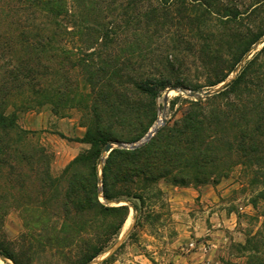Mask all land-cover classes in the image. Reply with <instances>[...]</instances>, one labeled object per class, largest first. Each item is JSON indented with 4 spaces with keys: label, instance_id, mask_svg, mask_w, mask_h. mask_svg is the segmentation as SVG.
<instances>
[{
    "label": "trees",
    "instance_id": "16d2710c",
    "mask_svg": "<svg viewBox=\"0 0 264 264\" xmlns=\"http://www.w3.org/2000/svg\"><path fill=\"white\" fill-rule=\"evenodd\" d=\"M141 1L147 0H127L124 7L129 9L134 2ZM190 2L191 6L186 5V0H157V6L150 7L143 17L169 22L177 19L176 25L184 19L189 25L199 27L215 15L223 27L219 41L228 45L227 59L215 55V63L210 64L203 84L179 79L172 82L167 71L158 69L156 74L131 79L137 94L132 103L124 91H117L111 84L112 80L122 86L127 83L125 62L111 59L88 69L83 82L88 85L89 93L77 97L66 91L65 80L53 91V106L57 109L74 101L85 103L86 131L82 137L70 140L89 147L69 161L58 177L50 175L47 153L29 144L26 149L16 151L18 162L14 164L10 132L15 131L17 139L23 141L35 132L18 128L16 109H9L10 90L18 79L27 81L32 71L27 59L23 60L25 66L13 63L4 69V83L0 84V143L6 154L4 196L18 212L24 231L14 242L3 244L0 240V256L13 264L39 261L89 264L113 244L130 206L138 225L140 209H145L158 196L155 185L159 181L178 187L216 185L236 168L251 174L250 184L259 179L264 181V45L218 93L195 99L173 97L169 109L180 104L177 119L166 121L146 143L135 149L113 148L101 163L107 143L136 142L146 133L155 116V98L162 91L168 87L199 91L222 83L264 35V27H258L256 32L249 28L241 31L244 18L264 12V0H250L242 9L229 0ZM19 4L26 13L44 15L53 23L68 14L64 0H20ZM193 4L202 8L200 16L193 14L196 7ZM0 13H5L3 2ZM32 24L27 23L26 28ZM96 28L91 29L93 33H98ZM99 34L93 42L98 38L103 42L111 40L108 30ZM25 36V31L17 34L19 45L36 50L37 41H29ZM140 50L150 53L149 46ZM211 50L209 44H203L200 52L204 58H212ZM165 64L173 71L174 63L165 61ZM139 95H144L146 101H141ZM147 113H151L152 119L144 124L142 118ZM57 135L65 138L61 133ZM14 190H20L28 202L17 199ZM259 202H263L264 221V184L250 199L253 207Z\"/></svg>",
    "mask_w": 264,
    "mask_h": 264
},
{
    "label": "rangeland",
    "instance_id": "374dc122",
    "mask_svg": "<svg viewBox=\"0 0 264 264\" xmlns=\"http://www.w3.org/2000/svg\"><path fill=\"white\" fill-rule=\"evenodd\" d=\"M19 1H0L5 9L4 14L0 13V84L4 83L6 67L13 66V63L22 67L25 66L23 60H28L32 72L27 81L18 79L12 85L9 109H16L19 129L35 134L23 141L17 139L15 131L10 132L13 139L10 153L16 164V151L26 149L27 144L35 149L41 148L50 157L48 164L52 177H58L69 161L89 147L70 140L82 137L86 131L88 118L85 103L74 101L57 109L53 106V91L65 80L68 81L66 91L70 96L77 97L89 93L88 85L83 82L88 69L111 59L116 63L125 62L127 83L122 86L117 84V80H112L111 84L117 91H124L128 102L132 103L137 94L133 91L131 79L156 74L155 69H158L167 71L172 82L179 79L203 84L210 64L215 63V55L223 59L228 57L227 43L219 41L223 27L215 15L199 27L189 25L184 19L176 25L177 19L169 22L143 17L150 7L157 6V0L134 2L129 9L124 7L127 0H64L68 14L58 17L53 23L44 15L26 13ZM229 1L235 3L238 9L250 2ZM190 3L186 0V5ZM194 5L193 14L200 16L202 8ZM256 15L244 18L242 32L246 28L254 32L258 27L263 29L264 12L259 11ZM27 23L33 24L26 28ZM93 28L98 33H93ZM105 30H108L111 40L103 42L98 38L93 42V38ZM20 31H25L29 41H37L36 50L19 45L17 34ZM47 40L49 42L45 43ZM203 44L210 45L212 58H204L201 54ZM263 45L264 35L251 46L244 60L225 81L234 78L245 61L251 59ZM146 46L150 47V53L140 50ZM137 49L139 51H135ZM165 61L174 63L173 71L167 69ZM220 85L191 92L197 94L195 98H202L203 91L218 87L221 90L223 86ZM189 91L174 87L162 91L155 98V116L147 131L160 116L166 121L177 119L180 104L176 103L173 109H169L170 100L177 95L190 98L187 96ZM139 99L146 101L144 95H139ZM142 119L144 124L149 123L151 113ZM58 133L65 138L59 137ZM3 146L1 142L0 240L4 244L14 242L24 228L18 212L11 207V200L4 196L6 154ZM251 181L248 171L236 168L216 185L178 187L164 181L157 182L158 196L145 209H140L138 225H135L136 214L130 206L113 244L89 264H102L106 259L103 264H264L263 202L257 203L256 207L250 203L264 181L259 179L250 184ZM14 193L20 201L28 202L27 196L20 190H14ZM100 201H103L101 196ZM0 264L13 263L0 256Z\"/></svg>",
    "mask_w": 264,
    "mask_h": 264
},
{
    "label": "water",
    "instance_id": "95a60500",
    "mask_svg": "<svg viewBox=\"0 0 264 264\" xmlns=\"http://www.w3.org/2000/svg\"><path fill=\"white\" fill-rule=\"evenodd\" d=\"M229 80L224 81L223 83H221L220 87L224 86L226 83H228ZM220 90V88L218 87L215 90H207V91H203L202 92V97H208L211 96L213 94L218 93ZM179 92H184L183 90H178ZM196 93L195 92H191L189 91L187 93V96L190 98H195L196 97ZM165 99H164V103H165ZM166 122V119L163 118L160 122V124L156 127H154V124L150 127V129L147 131V133L142 136L138 141L136 142H132V143H124V142H111V143H107L104 148H103V155L101 157V163L103 161V159L107 156V154L113 149V148H122V149H135L141 145H143L144 143H146L155 133L156 131L162 126L164 125ZM99 175H100V167H99Z\"/></svg>",
    "mask_w": 264,
    "mask_h": 264
},
{
    "label": "bare ground",
    "instance_id": "6f19581e",
    "mask_svg": "<svg viewBox=\"0 0 264 264\" xmlns=\"http://www.w3.org/2000/svg\"><path fill=\"white\" fill-rule=\"evenodd\" d=\"M163 118H164L163 116L162 117L160 116L158 120L154 123V127L158 126Z\"/></svg>",
    "mask_w": 264,
    "mask_h": 264
}]
</instances>
